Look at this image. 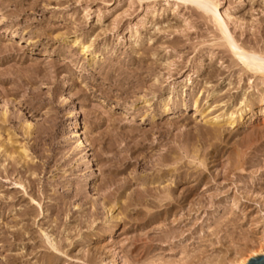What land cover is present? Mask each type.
<instances>
[{
	"label": "rangeland",
	"instance_id": "rangeland-1",
	"mask_svg": "<svg viewBox=\"0 0 264 264\" xmlns=\"http://www.w3.org/2000/svg\"><path fill=\"white\" fill-rule=\"evenodd\" d=\"M200 1L0 0V264H226L264 238V0Z\"/></svg>",
	"mask_w": 264,
	"mask_h": 264
},
{
	"label": "bare ground",
	"instance_id": "bare-ground-1",
	"mask_svg": "<svg viewBox=\"0 0 264 264\" xmlns=\"http://www.w3.org/2000/svg\"><path fill=\"white\" fill-rule=\"evenodd\" d=\"M181 1V0H180ZM196 2H201L200 0H195ZM209 7L210 12L212 13V19L213 21L218 25L217 27H219V31L222 32L223 35H227L228 32L225 29V26L220 25L217 22L216 19V7L214 9V7L210 4V3H206ZM206 7V6H205ZM202 10V9H201ZM226 14V13H225ZM210 15V14H209ZM218 17V16H217ZM209 18H211L209 16ZM219 21V20H218ZM228 22V21H227ZM223 24V23H222ZM229 35V34H228ZM230 39V38H229ZM233 44V42H231V45ZM234 47V46H233ZM84 48V47H83ZM86 49V47L84 48ZM234 49V48H233ZM238 50V49H237ZM240 50V49H239ZM238 52V51H237ZM248 53V52H247ZM243 54V51L242 53ZM244 56V54H243ZM240 56V54L237 55V58H239L241 61H247V62H251L252 65L254 66V68H258L259 70H261L262 68L260 66H258L257 62L254 63V60L256 59V57H250V56ZM254 58V60H253ZM263 59V58H262ZM257 60V59H256ZM260 63V62H259ZM250 65V67L252 66ZM262 71V70H261ZM232 118H229L228 121H231ZM227 121V120H226ZM30 130V125L27 126V132ZM75 131V137L78 139L77 142V146L80 149H83V151H86L85 149V142L83 141L82 137L80 136L79 132L76 131V127L74 128ZM24 152V151H23ZM27 154V153H26ZM264 257V238H261L260 240H258L255 244H252L250 247L245 248L244 250H241L239 252H236V254L233 255V257L231 258V260L229 262H227L226 264H249L251 261H253L254 259H258V258H262ZM223 264V263H221Z\"/></svg>",
	"mask_w": 264,
	"mask_h": 264
},
{
	"label": "water",
	"instance_id": "water-1",
	"mask_svg": "<svg viewBox=\"0 0 264 264\" xmlns=\"http://www.w3.org/2000/svg\"><path fill=\"white\" fill-rule=\"evenodd\" d=\"M249 264H264V257L258 258V259H254Z\"/></svg>",
	"mask_w": 264,
	"mask_h": 264
}]
</instances>
